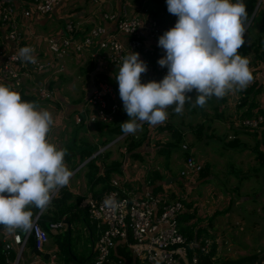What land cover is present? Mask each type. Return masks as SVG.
Returning a JSON list of instances; mask_svg holds the SVG:
<instances>
[{
	"label": "crops",
	"instance_id": "obj_1",
	"mask_svg": "<svg viewBox=\"0 0 264 264\" xmlns=\"http://www.w3.org/2000/svg\"><path fill=\"white\" fill-rule=\"evenodd\" d=\"M140 11L145 13L142 16L143 24L136 33L138 39L147 43L151 51L155 49L162 51L163 49L158 46L159 39L154 40L150 36L149 20H156L161 36L175 26L178 17L168 12L166 0H97V2L59 0L58 5L47 16L32 15L30 18H19L22 23L20 35L27 43L34 46L37 55L44 58L51 57L46 44L47 38L61 36L68 22L73 26L71 36L77 42L88 36L95 26H102L106 34L113 35L124 47H127L129 37L117 30L115 18L121 17L123 13L131 17ZM106 15H115V18L107 19ZM6 37L5 29L0 28V66L5 56L16 52L19 46L17 42ZM138 53L140 59L148 66V70L141 74V83L161 81L168 70L158 64L156 54L143 51ZM60 62H55L47 71L32 73L33 77L25 78L18 89L11 85V81L4 80L0 76V83L10 85L13 90L18 91L22 100L35 102L39 107L46 108L52 113L55 124L48 138L60 148L67 149L64 162L73 172L69 185L53 194L48 207L53 209L61 200L65 201L68 208L63 217L66 222L62 220L65 225L52 230L53 236H48L43 252L35 249L33 239L29 237L18 264H73V261L66 263L63 259H59L63 245L61 248L58 246L56 237L62 239L64 233H67L71 242L73 237H76L73 241V251L70 252L71 247L68 248L69 255L73 258L84 256L91 264L98 229L89 220L87 202L90 198H97L103 194L114 179L119 182L123 191L134 196H139L145 191H167L171 196L182 198L184 210L178 218L180 231L182 228L185 229L183 233L190 242L197 243L201 239H210L211 248L214 249L218 262L253 257L264 264V231L260 228V225L264 224V152L263 140L258 133L237 127L231 118L230 127L233 126L235 130L232 129V136L223 143V150L220 153L229 151L230 154L223 160L219 155H212L210 150H205L203 153L199 145L192 141L187 143L185 133L191 121L185 119L203 108L194 106L197 94L194 90L187 94L192 96V99H186L182 114H176L173 105L166 110L168 119L157 125L168 124L180 130L182 140L178 148H172L167 153H158V147L174 141V138L167 130H164L167 131L164 132L167 133L165 134L167 137L155 138L157 126L149 125L148 138L142 141L141 146L130 150L131 139L127 143L122 142V139L121 143L125 146L121 149L116 147L118 155L114 154L115 151L111 147L118 144L117 141L124 133L115 136L109 132L112 124L102 121L88 124L87 120L96 111V105L90 102V97L98 81L113 83H108L114 91V97L109 99L108 106L115 102L119 107L117 114L124 112L119 85L115 80L119 66L112 65L99 50L96 41L86 46L80 54L68 53ZM59 65L63 66L62 72L57 71ZM262 65L257 63L256 67H250L253 82L246 90L232 92L228 94L230 98L215 97L216 102L222 103L223 108L225 107L223 104L230 106L233 100L242 94L252 95L253 92H250L256 88L257 83L261 82L260 70L264 69ZM37 84L52 92L51 100L43 99L34 92ZM262 87L253 95L255 106L251 109L252 115L264 109ZM212 103H206L205 106H210ZM236 105L234 112L246 111L243 107L238 109V104ZM78 117L81 118L79 123L76 121ZM116 119L115 117L114 123ZM199 126H202L201 123ZM188 130L192 131L191 128ZM243 135L246 136L245 139ZM115 139H118L117 143L113 142ZM183 144H187L195 160L204 166L195 184L188 183L179 174L187 156V153L181 149ZM143 155L146 156L145 160ZM155 156H164L158 161L160 167L150 164V161H153L151 158ZM156 175L158 177L155 180ZM88 177H91V184ZM29 208L31 211L36 209L33 218L40 211L35 206ZM43 212L41 215L48 216L47 210L44 214ZM5 240L11 241L12 238L0 225V262L4 259L5 264H13L18 252L14 247L6 254ZM120 248L125 249L129 259L118 253ZM111 255L115 256L113 260L117 262L109 258L107 263L111 260L110 264H143L136 260L122 243L116 246Z\"/></svg>",
	"mask_w": 264,
	"mask_h": 264
},
{
	"label": "clouds",
	"instance_id": "obj_2",
	"mask_svg": "<svg viewBox=\"0 0 264 264\" xmlns=\"http://www.w3.org/2000/svg\"><path fill=\"white\" fill-rule=\"evenodd\" d=\"M168 12L178 17L173 28L160 36L165 55L158 60L167 68L159 82L141 83L148 70L140 54L129 50L119 65L123 110L130 119L120 124L124 134H135L147 122L157 126L168 119L167 108L175 105L182 114L195 90L194 106L204 107L212 97L246 90L253 82L250 60L239 54L245 44L248 12L243 0H166ZM55 50V44L52 45ZM35 49L18 48L15 55L36 64ZM52 113L0 83V225L12 234L35 227L29 206L46 211L53 194L68 186L73 172L64 162L67 149L52 143ZM103 206L116 209L120 202L109 194ZM159 264V262H157Z\"/></svg>",
	"mask_w": 264,
	"mask_h": 264
},
{
	"label": "built area",
	"instance_id": "obj_3",
	"mask_svg": "<svg viewBox=\"0 0 264 264\" xmlns=\"http://www.w3.org/2000/svg\"><path fill=\"white\" fill-rule=\"evenodd\" d=\"M94 1L97 2V0ZM58 3L59 0H0V28L5 29L8 40L19 44L18 48L25 46L34 48L33 45L22 39L20 35L22 23L19 18H30L32 15L47 16L52 13ZM144 13L145 11H140L131 17H127L123 13L121 17L117 18L115 15H106L105 18L112 20L115 18L117 30L131 36L141 28ZM149 31L152 39L160 38L161 30L156 20H149ZM72 32L73 26L68 22L61 36L47 38L46 44L51 57H40L35 50L36 64L22 62L16 57V52L7 54L0 66V76L4 80L11 81V85L18 89L24 83L25 78L33 77L32 73L49 70L55 62L61 63L60 60L70 52L82 53L83 49L94 41L104 56L115 66L122 64L123 58L129 50L150 54L158 53L155 56L159 58L165 55L163 50L151 51L147 43L135 37L128 39L127 47H124L116 37L106 34L102 26L92 28L89 35L79 42L71 36ZM53 44L56 46L55 50H53ZM57 71L62 72L63 66L59 65ZM260 72L261 82L257 83L256 87L260 85L264 88V69ZM34 92L43 99L51 100L53 97L51 91L38 84L34 87ZM113 97L114 91L109 84L103 81L96 84L90 97V102L96 105V111L88 118V124L96 121L104 123L114 121L118 112L117 105L114 102L108 106L109 99ZM235 100L238 104V98ZM235 119L237 127L259 134L263 140L264 152V109L262 113H255L248 117L238 114ZM76 121L79 123L81 118L78 117ZM181 149L187 153V156L179 174L188 183L195 184L202 174L204 166L195 160L187 144H183ZM109 194L120 202L118 208L109 209L103 206V201ZM183 210L182 198L171 196L167 191H145L139 196H134L123 191L117 180H112L109 188L103 194L97 198H90L87 202L89 220L98 229L91 264H108L111 252L120 243L124 244L129 253L143 264H157V262L159 264H198L199 252L204 255L208 254L212 241L201 239L196 243L187 239L178 225V218ZM41 214L42 211H39L34 216L35 227L32 231L21 234L20 230H16L10 234L11 241H4L6 254L14 247L18 252L17 259L13 264H18L25 242L29 237H32L35 249L43 252L48 242V234L39 223ZM64 225L63 221L49 224L51 230L59 229ZM188 249L191 250L190 257L187 253Z\"/></svg>",
	"mask_w": 264,
	"mask_h": 264
},
{
	"label": "trees",
	"instance_id": "obj_4",
	"mask_svg": "<svg viewBox=\"0 0 264 264\" xmlns=\"http://www.w3.org/2000/svg\"><path fill=\"white\" fill-rule=\"evenodd\" d=\"M233 2H236V0H233ZM243 2L246 5V9L248 12V19H247V29H246V34H245V44L239 49V54L241 55H245L248 58L252 57L253 60L255 61V63L257 64H264V0H261L260 2H258V0H243ZM126 35V34H124ZM127 37L130 38H139L136 34L135 35H126ZM250 60V59H249ZM104 82V81H103ZM105 83H107L105 81ZM108 83H112L111 81H108ZM107 83V84H108ZM113 84V83H112ZM111 86V85H110ZM261 89V86H257L256 88L253 89V91H251L250 93H252V95L248 96L246 94H242L238 97V109H241L242 107L246 109V111H241L238 112V114L240 116H252V112L251 109L255 106V100L253 99V95H255L259 90ZM215 97H212L211 99H208L207 103H211V102H215ZM172 106H169L168 108H171ZM118 113V112H117ZM258 113H262V111H258ZM116 121L114 123L111 122L110 124H112L111 126V130L109 131L110 133L114 134L115 136H119L122 135L123 132L121 131V127L120 124L127 121L129 118V116L127 115V113L124 111L122 113H120V115L117 114L116 116ZM149 124L147 122H144L142 124V128L140 130H138L137 132H139V139L141 140H137V141H133L132 145H131V149L133 150L138 146L142 145V141L146 140L148 138V132H149ZM164 130H167L171 136L174 138V141L172 142H168L166 143V145H159L160 147H158L157 151L158 153H167L168 151H170V149L172 148H178L181 140H182V134L180 132V130L177 127H173L172 125H168L166 124L165 126H157L155 131L156 132H162ZM154 131V132H155ZM133 138L132 136H130L129 134H127L124 138L123 141H128V139ZM158 146V145H157ZM186 155V154H185ZM186 158V156H185ZM158 177V176H156ZM157 179V178H155ZM88 181L92 182L91 177H88ZM154 182V181H153ZM36 209H33L32 212L34 213ZM39 210V209H38ZM37 210V211H38ZM68 211V208L66 206V203L64 200H61V202L56 205V207H54L53 209H48L47 208V212H48V216L46 215H41V219L39 220L40 225L42 226V228L47 232L48 236H53L52 234V230L49 226V224L51 223H57L59 221H64V216L66 215ZM46 211L43 212V214ZM47 218V219H46ZM69 217L66 216V219H68ZM69 220V219H68ZM95 225V224H94ZM21 234H23V231H19ZM181 232H185V229L182 228ZM184 234V233H183ZM185 235V234H184ZM76 237H73V241L75 240ZM79 239V236L77 237ZM56 239H58V246L63 245L62 247V251L60 253L59 259H63L64 262L69 263L72 262L73 264H89V260L86 257H74L71 255H69L68 253V248L71 247V251H73V241L71 242V240L69 239L67 233L63 234L62 239H59V237L57 236ZM121 253V255L125 258V259H129V257L127 256V252L125 251L124 248H120L119 252ZM188 256L190 257V253L191 250L188 249L187 250ZM109 258H111L113 260V258L115 259L114 255H111ZM115 262H117L116 260H113ZM0 264H5L4 259H1ZM198 264H262L261 262L255 260L253 257L251 258H242L240 260L237 261H227V262H223L220 263L218 262V260L215 258V251L213 248H211L210 252L206 255L201 254L199 252V262Z\"/></svg>",
	"mask_w": 264,
	"mask_h": 264
},
{
	"label": "rangeland",
	"instance_id": "obj_5",
	"mask_svg": "<svg viewBox=\"0 0 264 264\" xmlns=\"http://www.w3.org/2000/svg\"><path fill=\"white\" fill-rule=\"evenodd\" d=\"M259 1H261V0H258V2ZM246 29H247V27H246ZM156 54H158V53H156ZM155 57L157 58V60L160 59L158 56H155ZM249 59H250V65L249 66L250 67H254V66L256 67L257 64L255 63L253 58L250 57ZM113 66H115V65H113ZM261 67L264 68V64ZM98 82H101V81H98ZM226 98H230V96L226 95ZM116 105H117V110H118V108H119L118 104H116ZM223 105H225V107L222 108V103H217L215 101L210 106L206 105L203 108H201L200 111L196 112L195 114H193L191 116L190 115L187 116V118L185 120L186 121L188 120V122L191 121V124H189V127L187 125H185V126H187V128H186L187 133H185V131H184L185 139H186L187 143H190L192 141L194 144L199 145V147L203 153H205V150H210L213 153L212 155H219L222 160L226 159L227 156L230 155L229 151H224V153H220V152L223 150L222 149L223 143L228 141V137L232 136V129L235 130L233 128V126L230 127V125L232 124L231 118H233V120H234L236 117H238V112H234V110L236 109V106H237L235 100H233V102L230 104V106H227L226 104H223ZM235 120H234V122H235ZM105 123H107V122H105ZM200 123L202 126H199ZM190 128L192 129V131L188 130ZM164 132H167V131L157 132L155 134V135H157V136H155V138L161 139V138L165 137L166 136L165 134H167V133H164ZM129 135L133 137V138H130L131 144L133 143V141L141 140V139H139V134H129ZM125 136H126V134H123L122 137L119 138V140L115 139L113 141V142H116V140H118L117 141L118 144L117 145L115 144L114 145L115 147L114 146L111 147V149L113 151H115L114 154L118 155V152L115 149L116 147L118 149L119 148L121 149L125 146V145H122L123 143H121V140ZM243 136H244L243 139H245L246 136L245 135H243ZM130 139H128V140H130ZM108 141H110V140H108ZM122 142H124V141H122ZM124 143H127V141H125ZM127 147H128V145H127ZM145 157L146 156L143 155V160H145ZM162 157H164V156H161V157L155 156L154 158H151V160H153V161H150V164L156 165L157 167H160V164L158 163V161H161ZM156 176H158V175H156ZM260 228H261V230L264 231V224L263 223L260 225ZM110 262H111V260H110ZM110 262L108 264H110Z\"/></svg>",
	"mask_w": 264,
	"mask_h": 264
},
{
	"label": "water",
	"instance_id": "obj_6",
	"mask_svg": "<svg viewBox=\"0 0 264 264\" xmlns=\"http://www.w3.org/2000/svg\"><path fill=\"white\" fill-rule=\"evenodd\" d=\"M248 25H246V27H247Z\"/></svg>",
	"mask_w": 264,
	"mask_h": 264
}]
</instances>
